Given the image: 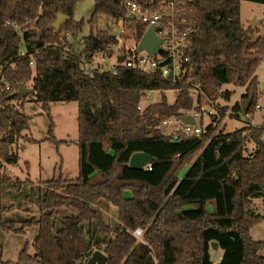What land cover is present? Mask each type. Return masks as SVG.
Masks as SVG:
<instances>
[{
    "label": "trees",
    "instance_id": "16d2710c",
    "mask_svg": "<svg viewBox=\"0 0 264 264\" xmlns=\"http://www.w3.org/2000/svg\"><path fill=\"white\" fill-rule=\"evenodd\" d=\"M79 1L0 0V75L10 86L7 91L0 85V229L18 235L37 229L34 257L24 248L19 262L87 264L96 250L107 257L106 264H215L210 253L215 243L223 251L218 264H264V241L250 236L264 221V215L252 211L253 201L264 199V129L217 132L228 111L225 106L218 107L210 124L201 122L198 137L172 142L163 133L164 122L193 110L195 87L208 99L228 101L232 93L219 91L232 84L244 89V99L252 98L245 114L256 107L264 36L253 39L256 31L243 27L240 4L264 5V0H173L177 27L189 42L185 54L192 71L177 84L122 67L116 74L87 70L81 58L89 61L115 45L107 31L94 33L101 19H124L130 36L123 38L138 43L147 26L128 16L127 3L154 13L169 0H94L90 35L80 41L82 54L74 55L65 50L64 33L76 38L82 30L83 22L74 20ZM57 14L70 19L55 31L50 25ZM31 60L33 92L19 96ZM148 91L177 95L172 104L163 95L139 111ZM27 98L44 104L46 111L50 104L77 102L76 179L34 185L5 174V163L17 162L11 147L29 129L30 120L12 103ZM242 112L235 104L230 115ZM52 128L51 123L49 140ZM248 141L255 151L246 156ZM135 153L149 154L152 164L131 168ZM105 206L116 208V224L106 222L101 212ZM15 211L26 215L7 216ZM137 228L144 230L145 242L134 236Z\"/></svg>",
    "mask_w": 264,
    "mask_h": 264
},
{
    "label": "rangeland",
    "instance_id": "374dc122",
    "mask_svg": "<svg viewBox=\"0 0 264 264\" xmlns=\"http://www.w3.org/2000/svg\"><path fill=\"white\" fill-rule=\"evenodd\" d=\"M93 7L94 0H81L77 3L74 12V20L76 22H83L82 30L76 38H72L69 34L66 42V49L74 55L82 54L83 48L80 41L90 35L91 30L88 20L92 14ZM164 8V10H170V7ZM240 16L241 23L245 29L252 27L253 30L256 31L253 35V39L258 38L259 36H264L263 4L242 1L240 4ZM252 22L256 25H251ZM96 29L112 33L115 30V27L110 21L107 22L104 19H101L97 28H93L94 33L96 32ZM125 36H130L129 30ZM123 39L124 46H134L133 40L126 41L125 38ZM81 58L83 59V55H81ZM92 68L94 67L91 66V68L87 70ZM34 72V68H31L29 72L23 76L25 87L28 89H32L31 80L34 76ZM256 75L259 80L258 101L256 102V107H253L249 114L242 112L243 114H239V117L230 115L231 108L235 104H240L241 101L247 100L242 97L244 89L232 84L223 86L219 91L221 93L225 91H230L232 93L228 101H225L223 97H217L215 100L204 97L202 98V103L201 99L197 102L196 94L192 91L191 96L194 101V108L189 113L199 111V108H196L197 105H199L200 108H204L207 112H212L211 116H207V118L201 121L204 126H207L213 121L212 118H215L214 115L217 116L219 108L226 106L228 111L226 112L223 122L218 124L217 132L230 134L245 126L264 129V59L257 67ZM163 95L166 97L168 103L172 104L177 93L175 91H167L162 94L161 92L154 91L151 95V100L148 99L144 102V107L149 105V103L155 104L159 102ZM30 100L32 99L27 98V100L22 99L12 103L16 110L22 112L25 116L29 117L30 120L29 129L24 131L22 133V138L16 141L11 147L12 153L16 155L17 162L12 165L5 163V174L13 181L16 179L20 181L29 180L33 182L34 185L52 180L68 182L76 179L78 177L77 102L50 104L49 110L46 111L44 104L32 102ZM144 100L145 98L143 101ZM201 122L196 121V124L199 125ZM51 123L53 124V140H49V128ZM172 130V127L169 128L166 131V134H171ZM254 151L255 144L252 141H248L246 144L245 155L248 156ZM194 159H196V157ZM192 162L180 170L178 175L179 179L184 177ZM126 195L130 196V193H127ZM6 205L9 206L7 202ZM32 209L36 213L35 209L32 207H30L29 210ZM208 209H210L209 206ZM252 211L255 214L264 215V199L254 200ZM101 212L108 224L110 223L111 225H114L117 223V210L115 207H101ZM25 215L26 214L23 212L15 211L7 216L17 218L18 216L23 217ZM140 229L142 234L140 237H136L137 241L145 242L142 237L144 235V230L142 228ZM36 234V228L26 230L24 235L8 233L0 229V264H37L35 260L30 262H19V255L24 248H26V252L29 256L34 257L35 251L32 244ZM250 236L255 241H264V221L255 225L250 230ZM210 253L214 263H217V260L219 259V256H222L223 251L220 249H212ZM262 255L264 256V253Z\"/></svg>",
    "mask_w": 264,
    "mask_h": 264
},
{
    "label": "built area",
    "instance_id": "2783aa9c",
    "mask_svg": "<svg viewBox=\"0 0 264 264\" xmlns=\"http://www.w3.org/2000/svg\"><path fill=\"white\" fill-rule=\"evenodd\" d=\"M167 7L170 10H160L154 13L143 10L139 5L133 2L127 3L128 16L143 24H145L146 30L153 26L155 28V35L162 39V44L159 46V53L153 57L149 56L144 51L136 53V46L138 43H134V46H124V35L128 33L124 19L118 21H110L115 27V30L109 35L116 41L115 45L104 48V50L95 53L91 60L82 59V63L85 69L94 68L99 69L100 72L117 73V69L128 68L142 72L149 76H157L160 79L170 81L172 84L180 83L188 72H192L188 68L190 63L189 57L185 52L188 49L189 42L186 39V35L180 31L177 27L176 10L173 4V0H169ZM184 3L181 4L183 6ZM179 24H183L184 20H180ZM7 25L9 22L6 23ZM16 27V26H14ZM145 30V31H146ZM64 36L68 39L69 33L65 32ZM65 50L68 51L65 47ZM70 52V51H68ZM108 54H111L110 56ZM25 51L20 53V56H24ZM123 58L122 62H119V58ZM34 61L29 62V67L34 68ZM171 76L170 78L168 76ZM4 85L5 90H9L10 86L5 82L2 75H0V85ZM192 91L196 94V100L206 97L205 94L195 87ZM154 91L146 92L145 100L140 102L137 109L140 111L144 109V102L148 99L151 100V95ZM148 104V103H147ZM150 104V103H149ZM199 111H193L192 113H186L184 115H190L195 124H185L177 121L176 118H171L163 123V132L172 142H180L181 140L198 137L202 132L201 123L196 124V121L201 122L207 116H211L212 112H207L204 108L196 106ZM259 108V106H258ZM215 116V115H214ZM213 117V116H212ZM172 127V133L166 134V131ZM135 237H140L142 231L137 228L133 232Z\"/></svg>",
    "mask_w": 264,
    "mask_h": 264
},
{
    "label": "water",
    "instance_id": "95a60500",
    "mask_svg": "<svg viewBox=\"0 0 264 264\" xmlns=\"http://www.w3.org/2000/svg\"><path fill=\"white\" fill-rule=\"evenodd\" d=\"M70 18L63 15V14H57L55 21L50 25V28L58 31L61 29L63 24L67 22ZM251 25H256L255 23H251ZM162 44V39L158 38L155 35V28L153 26H150L143 34L141 40L138 42L136 46V53L144 51L149 56L153 57L159 53V46ZM119 62L123 61V58L118 59ZM171 77L170 75L168 76ZM263 84V83H262ZM33 92L32 89H28L23 85H20L18 95L19 96H28ZM252 98H249L247 100H243L240 102L241 109L244 113H246L251 106ZM100 104L98 105V108H100ZM177 121H180L185 124H191L194 125L195 122L193 118L190 115H181L176 118ZM163 131H165V127L163 128ZM153 162V158L146 153H135L130 157L129 160V166L134 169H143L147 166H150ZM211 247L213 250L217 249V244L213 243L211 244ZM107 257L101 252V251H95L92 256L87 261V264H106Z\"/></svg>",
    "mask_w": 264,
    "mask_h": 264
},
{
    "label": "crops",
    "instance_id": "0c3cea01",
    "mask_svg": "<svg viewBox=\"0 0 264 264\" xmlns=\"http://www.w3.org/2000/svg\"><path fill=\"white\" fill-rule=\"evenodd\" d=\"M220 260H221V256H219V259L217 260V263H215V264H218Z\"/></svg>",
    "mask_w": 264,
    "mask_h": 264
}]
</instances>
